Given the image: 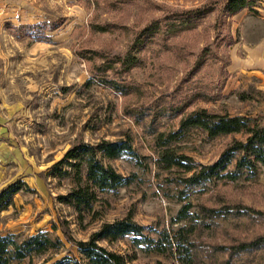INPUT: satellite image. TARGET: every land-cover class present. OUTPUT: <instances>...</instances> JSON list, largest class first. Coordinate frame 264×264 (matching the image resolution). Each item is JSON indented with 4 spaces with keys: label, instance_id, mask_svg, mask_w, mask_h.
<instances>
[{
    "label": "rangeland",
    "instance_id": "rangeland-1",
    "mask_svg": "<svg viewBox=\"0 0 264 264\" xmlns=\"http://www.w3.org/2000/svg\"><path fill=\"white\" fill-rule=\"evenodd\" d=\"M223 2L0 0V191L24 184L0 212V236L46 233L60 243L9 264H53L63 256L83 263L75 243L126 217L153 240L163 232L186 240L180 244L195 264H264V247L234 250L264 236L263 167L234 182L213 179L189 188L180 183L186 176L180 169L157 163L155 137L177 130L192 112L264 125V67L252 72L248 51L264 40V22L254 9L259 5L254 1L228 17ZM202 8L210 12L185 27V16ZM149 27L154 33L146 37ZM127 55L137 59L130 69L119 62ZM244 138L208 139L192 130L170 148L198 167ZM100 141L130 144L133 156L99 160L134 179L113 191L92 189L95 199L79 215L58 198L86 185L83 167L77 180L65 162L56 164L71 147ZM187 203L193 218L175 222ZM200 208H229L232 215L202 220ZM237 210L250 216H236ZM98 245L126 264H180L175 249L157 253L135 245L132 236Z\"/></svg>",
    "mask_w": 264,
    "mask_h": 264
},
{
    "label": "trees",
    "instance_id": "trees-1",
    "mask_svg": "<svg viewBox=\"0 0 264 264\" xmlns=\"http://www.w3.org/2000/svg\"><path fill=\"white\" fill-rule=\"evenodd\" d=\"M253 0H224L222 11L225 16L232 17L244 9H250ZM210 12L209 8L194 10L185 16L182 20L185 27H193L195 21L202 19ZM147 36L152 35V29L146 28ZM126 69L134 67L137 63L135 56L127 55L119 61ZM104 85L115 86L104 81ZM252 123V124H251ZM199 131L206 138L212 139L218 136L230 134H243L242 141H234L219 156V158L210 165L195 167L191 160L181 154H176L171 143L189 131ZM155 142L161 152L157 156V163L164 169L177 168L186 176L181 178L180 183L189 188L199 187L211 180H225L229 182L236 181L241 173H253L257 167L264 168V125L255 124L253 120L239 116L215 115L209 114L205 110H199L181 118L178 128L174 132L166 135L158 134ZM122 155L133 156L131 146L127 141L107 142L100 141L95 145L77 144L68 149L63 159L56 164L65 162L70 168L74 169L75 177L79 178L80 169L84 170V181L86 185L82 188L73 190L66 196H60L58 199L66 204H71L79 213L82 210H89L90 203L95 199L94 190L113 191L127 187L133 182V175L124 177L116 173L110 166L103 165L100 159L112 160ZM66 175V172H59ZM24 186L22 182H15L0 191V212L11 205V198ZM94 189V190H92ZM190 204H182L178 209L175 222H190L193 214L189 213ZM80 215V214H79ZM200 215L205 219L225 218L232 215L229 208L212 209L200 208ZM236 216H250L248 213L235 211ZM198 217L199 215L196 214ZM195 216V217H196ZM198 224H196L197 226ZM199 225L207 227L200 221ZM184 228H180L183 231ZM144 228L134 223L129 217L105 223L92 233L85 242H76L75 247L81 255L83 263L63 256L53 264H126L124 258L116 253L109 252L98 245L99 241H114L125 236H132L135 245H146L149 249L157 253H163L172 248L178 253L180 264H195L194 254L190 255L177 241L172 239L165 232L160 233L156 240L143 234ZM190 232V230H188ZM187 232V233H189ZM59 241L50 238L46 233H37L25 238H18L16 235L0 236V264H9L12 261H19L30 254H42L47 250H54L58 247ZM189 247L190 244H186ZM193 247V246H191ZM264 247V236H260L252 241L243 242L234 247L237 253H247L257 251ZM184 251L185 254H182Z\"/></svg>",
    "mask_w": 264,
    "mask_h": 264
},
{
    "label": "crops",
    "instance_id": "crops-1",
    "mask_svg": "<svg viewBox=\"0 0 264 264\" xmlns=\"http://www.w3.org/2000/svg\"><path fill=\"white\" fill-rule=\"evenodd\" d=\"M253 1H255L259 5L258 8H254L255 11H257L258 13V16H259L258 18L264 22V0H253ZM245 16H246V13H245ZM248 51H249L250 58L253 59L251 65L254 64L250 68V70L253 72V71H256L257 68L264 67V40H262L259 44L256 43L250 46L248 48ZM257 60H260V62Z\"/></svg>",
    "mask_w": 264,
    "mask_h": 264
}]
</instances>
